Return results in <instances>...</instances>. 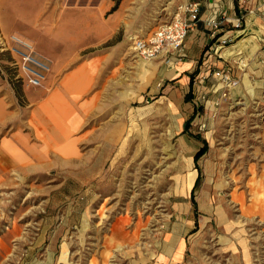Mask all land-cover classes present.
<instances>
[{"label":"rangeland","instance_id":"obj_1","mask_svg":"<svg viewBox=\"0 0 264 264\" xmlns=\"http://www.w3.org/2000/svg\"><path fill=\"white\" fill-rule=\"evenodd\" d=\"M170 1L0 0V82L14 91L0 93V149L5 140L25 157L0 153V238L8 247L0 246V264H59L64 246L72 264L92 256L99 264H264V215L243 217L225 188L234 175L250 205L247 168L264 181V33L249 30L248 63L228 60L214 77L180 79L167 59L185 38L142 59L128 48L172 22ZM11 35L48 59L42 87L23 82L7 49ZM90 55L102 60L81 63ZM81 64L91 76L71 104L72 153L58 158L52 136L59 143L44 156L31 112ZM189 160L196 176L188 189ZM124 215L127 235L106 250L102 238Z\"/></svg>","mask_w":264,"mask_h":264},{"label":"crops","instance_id":"obj_2","mask_svg":"<svg viewBox=\"0 0 264 264\" xmlns=\"http://www.w3.org/2000/svg\"><path fill=\"white\" fill-rule=\"evenodd\" d=\"M190 3L197 4L198 19L188 30L179 52L170 50L171 54L167 60L172 62L175 60L177 65L174 73L182 74L180 79L191 72H197L198 76L205 78L209 75L214 77L215 70L219 68L218 65L225 64L228 60H240L241 62L243 60L248 63L249 30L256 29L260 31L259 33H264V0H171L167 5L171 20L177 13H180L184 20H188V13L182 12L181 8ZM223 38L228 39L226 45H221ZM100 57V55H90L82 59L84 61L81 63H89V60H102ZM104 57L105 55H103V60L108 59ZM235 68L237 72L242 71L239 62ZM169 72L170 70L167 69L165 73L168 75ZM65 76L55 87L57 91L62 90L61 80ZM2 91H6L5 96L9 93L14 95L12 86L8 90L7 85L0 82V93ZM3 96L0 97V105H4ZM14 137L22 139L19 132ZM12 145L4 140L0 153L6 157L7 150Z\"/></svg>","mask_w":264,"mask_h":264},{"label":"bare ground","instance_id":"obj_3","mask_svg":"<svg viewBox=\"0 0 264 264\" xmlns=\"http://www.w3.org/2000/svg\"><path fill=\"white\" fill-rule=\"evenodd\" d=\"M152 42H154V39H151L150 36L147 39H138L137 37L131 38L128 47L130 54L134 57L142 59L144 49H148ZM139 61L141 64L146 63L145 60ZM85 66L86 65L83 64L77 67L72 71V73L66 75L61 80L63 93H60V91L57 90L50 91L47 98L39 102L38 108L31 112L32 118L29 120L28 124L35 128L37 135V129L39 130V128H41L42 135H44V148H42V153L44 156L46 155L45 153L47 150H50L52 146L54 147L57 143H59L57 139V142L55 144L52 140V136H56L60 139V146H57L55 148V152L58 158H66L70 155V153H72L70 149L72 147L73 141L70 140V135L78 118L73 114L71 104L73 103V101H77L79 94L90 81L91 72L89 71V73L86 75L87 71L83 70ZM256 117L260 120H255L254 124L262 125L260 124L262 123L263 119L262 114H257ZM48 127L53 131L52 135H50L46 131ZM6 157L13 162L25 160V157L20 149L15 146H10L8 148ZM188 162L189 171L187 174V188L189 189L193 184L194 178L196 176V171L190 168L192 160H189ZM247 171L251 177L248 182V185L251 189L250 191L252 192L250 205H248L246 193L240 190L238 183L239 179H237L234 175L230 177L231 183H225V188L229 189V199L230 202L234 205L233 207L235 208V210L239 211L243 217L248 218V214L251 216L253 214H259L262 217V215H264V181H260L259 183L255 181L256 174L254 166H249L247 168ZM252 180L254 181L251 182ZM216 212H218V215L220 216L222 221H227V214L224 210L218 208ZM98 213L100 214L99 219L101 220L103 214L101 211H99ZM113 220L114 221L110 224L111 237L109 238L108 236H104L102 238L106 250L109 248L108 243H110L111 241L118 243L120 242V240L124 239V236L127 235V233L124 231L125 226L130 223V218L127 215L116 217ZM138 221H140V218H138ZM13 230L17 231V226L15 224L13 225ZM135 234L136 233H134V236ZM0 246L6 249L8 248L5 245L4 238H0ZM64 248L65 250L60 254L58 262L59 264H72V259L68 257L66 246H64ZM104 253L105 252L101 253L102 256H104ZM105 263L106 259L104 258L101 264ZM86 264L99 263H97V259L95 258V256H92L89 260H87Z\"/></svg>","mask_w":264,"mask_h":264},{"label":"built area","instance_id":"obj_4","mask_svg":"<svg viewBox=\"0 0 264 264\" xmlns=\"http://www.w3.org/2000/svg\"><path fill=\"white\" fill-rule=\"evenodd\" d=\"M181 10L182 12L188 13V20H184L181 14L177 13L171 23L166 25L152 37L154 42L151 43L148 49H144L143 56L151 57L159 52L162 43L169 48H176L182 43L187 30L192 28L193 24L198 19V6L196 3H190L182 7ZM227 43L228 39L223 38L221 45H226ZM6 45L8 51L18 61L17 64L22 72L21 78L23 82L31 87L42 86L47 80L50 71L48 61L36 53L32 43L18 35H11ZM169 50L170 49L166 52Z\"/></svg>","mask_w":264,"mask_h":264},{"label":"trees","instance_id":"obj_5","mask_svg":"<svg viewBox=\"0 0 264 264\" xmlns=\"http://www.w3.org/2000/svg\"><path fill=\"white\" fill-rule=\"evenodd\" d=\"M201 153H202V151H200V152L198 153V155L195 157V161L198 160L199 155H200ZM198 182H199V178H197V180H196V182H195V185H194V188L197 186ZM194 188H193V189H194ZM192 193H193V190H192Z\"/></svg>","mask_w":264,"mask_h":264}]
</instances>
